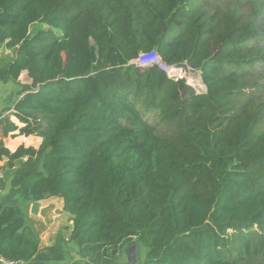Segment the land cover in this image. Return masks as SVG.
I'll list each match as a JSON object with an SVG mask.
<instances>
[{
	"label": "trees",
	"instance_id": "1",
	"mask_svg": "<svg viewBox=\"0 0 264 264\" xmlns=\"http://www.w3.org/2000/svg\"><path fill=\"white\" fill-rule=\"evenodd\" d=\"M2 46L14 58L0 80L31 82L20 134L42 143L1 142L0 161L13 187L63 201L77 264L136 244L140 264H264V0H0ZM143 54L199 73L206 92L139 67ZM39 251L0 203V257Z\"/></svg>",
	"mask_w": 264,
	"mask_h": 264
},
{
	"label": "crops",
	"instance_id": "2",
	"mask_svg": "<svg viewBox=\"0 0 264 264\" xmlns=\"http://www.w3.org/2000/svg\"><path fill=\"white\" fill-rule=\"evenodd\" d=\"M9 61L10 59L0 69L8 65ZM30 84L31 82L26 73L21 75L18 82L4 83L0 80V143L2 142L4 147L12 153L21 146L38 149L42 143L40 137L21 135L20 129L24 125L14 115L16 104L25 95L23 86ZM7 162L8 160L6 161L5 157L0 161V171L5 174L4 187L0 189V203L6 206H14L17 215L25 219L27 225L40 238V251L32 261L13 264L83 263L84 260L79 255L78 246L69 241L72 222L69 215L63 211V201L59 198L36 199L32 197L29 193L32 182H26L18 188L13 187V173L7 167ZM36 201L40 202V209L50 206L53 207V211L47 217L33 215L31 212L32 204ZM53 247L57 249L54 254L50 251V248ZM139 256L137 264H140L138 261ZM126 262L129 263V256L125 252L116 264H126Z\"/></svg>",
	"mask_w": 264,
	"mask_h": 264
},
{
	"label": "rangeland",
	"instance_id": "3",
	"mask_svg": "<svg viewBox=\"0 0 264 264\" xmlns=\"http://www.w3.org/2000/svg\"><path fill=\"white\" fill-rule=\"evenodd\" d=\"M38 30V27H33L32 28V33L36 32ZM144 55V54H143ZM147 58H152L154 55H145ZM14 58V54L11 51H8L4 46H2L0 48V67L4 66V64L10 59L9 62H11ZM179 69V68H177ZM184 76H182V78H184L185 80H187L188 84H191L193 87V82L192 80H195L196 83V88L194 87V89L196 90V92L198 94H203L206 92V86L203 84L202 79L199 77H195L191 72L185 70L181 71ZM174 77H176L177 79L179 78V72L177 71V73L174 75ZM6 172V171H5ZM14 172V171H12ZM4 173V172H3ZM4 183V182H3ZM140 245L136 244L132 247H130L128 250H126V253L129 256V263L126 262V264H137V258L139 256V253L141 252V249L139 248ZM124 254V253H123ZM122 254V255H123ZM146 255V254H144ZM137 256V257H136ZM143 253L141 252V255L139 256V263L142 261V257ZM121 258V257H120Z\"/></svg>",
	"mask_w": 264,
	"mask_h": 264
},
{
	"label": "built area",
	"instance_id": "4",
	"mask_svg": "<svg viewBox=\"0 0 264 264\" xmlns=\"http://www.w3.org/2000/svg\"><path fill=\"white\" fill-rule=\"evenodd\" d=\"M136 64L142 68H148L157 65L161 69H163L171 78H176L174 77V75L177 73V71L179 72V78L184 76V74L181 72L182 70H185L184 68L177 69L175 67H167L165 64H163L158 54H155L152 58L149 57L147 58L145 55H141L136 61ZM186 70L191 72L195 77L201 78L199 73L192 72L190 69H186ZM192 82L194 87L196 88L195 80H192ZM4 180H5V174L2 171H0V186L3 184ZM0 264H13V262H8L4 258L0 257Z\"/></svg>",
	"mask_w": 264,
	"mask_h": 264
},
{
	"label": "water",
	"instance_id": "5",
	"mask_svg": "<svg viewBox=\"0 0 264 264\" xmlns=\"http://www.w3.org/2000/svg\"><path fill=\"white\" fill-rule=\"evenodd\" d=\"M5 160L7 161L8 159L5 158ZM41 208V204L40 202L36 201L32 204V209H31V212L33 215H40L42 217H47V215L53 211V207H46V208H43V209H40ZM59 213V212H57Z\"/></svg>",
	"mask_w": 264,
	"mask_h": 264
}]
</instances>
